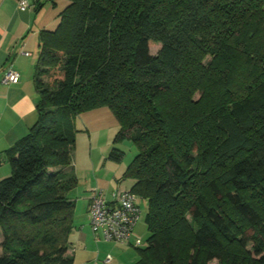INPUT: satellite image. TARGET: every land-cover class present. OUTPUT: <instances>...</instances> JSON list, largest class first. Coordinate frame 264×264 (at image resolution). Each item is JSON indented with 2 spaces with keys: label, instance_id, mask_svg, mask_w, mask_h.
<instances>
[{
  "label": "trees",
  "instance_id": "1",
  "mask_svg": "<svg viewBox=\"0 0 264 264\" xmlns=\"http://www.w3.org/2000/svg\"><path fill=\"white\" fill-rule=\"evenodd\" d=\"M66 1L39 32L36 120L5 152L0 264H73L65 168L103 105L147 200L134 264H264V0Z\"/></svg>",
  "mask_w": 264,
  "mask_h": 264
},
{
  "label": "crops",
  "instance_id": "2",
  "mask_svg": "<svg viewBox=\"0 0 264 264\" xmlns=\"http://www.w3.org/2000/svg\"><path fill=\"white\" fill-rule=\"evenodd\" d=\"M66 3V0H31L28 9L20 10L16 0H0V78L8 69L14 70L19 75L17 83L0 82V180L10 174L9 159L5 152L29 131L36 120L35 106L38 95L34 85V71L39 52V32L45 29L52 30L57 26L58 14ZM73 161L71 155V165L65 168L67 173H73L77 178V185L73 189L74 191L77 189L75 192L77 195H74L75 197L69 195L74 200L75 207L73 228L68 237L66 255L73 258V264H105L103 261L100 262V257L104 260L105 255L110 254L109 247L103 246L108 243L95 241L88 218L90 192L93 188L100 186L99 177H95L94 183L91 173L97 171L96 165L99 162L89 155L87 163L82 162L79 169L77 163L74 164ZM83 168L91 178L85 179L81 185L79 171ZM101 169L106 176L105 162ZM102 181L106 180L103 178ZM132 184L131 179L128 184L122 181L116 187L111 186V191L106 189L110 192L109 201L112 200L113 193L130 189ZM81 186L83 191L78 192ZM98 189L103 191L106 198L105 189L103 187ZM73 190L69 193L72 194ZM133 237L137 238L134 230ZM132 238L127 242L134 247ZM119 245H125V243ZM104 252L105 255H103ZM138 257L137 253V257H134L132 261L123 259L120 262H113L112 258L107 264H134Z\"/></svg>",
  "mask_w": 264,
  "mask_h": 264
},
{
  "label": "rangeland",
  "instance_id": "3",
  "mask_svg": "<svg viewBox=\"0 0 264 264\" xmlns=\"http://www.w3.org/2000/svg\"><path fill=\"white\" fill-rule=\"evenodd\" d=\"M159 47V44L152 46L150 49V53L155 54ZM75 123L77 131L75 135L74 147L71 150L72 159L74 160L73 162L74 164L77 163L80 169V165H82V162L84 164L87 163V158L89 157V155H91L93 160L97 159V162H99V164L96 165V172L91 171V175L93 177L92 179L94 182L95 177H99L100 186H98V188L103 187V189H105L104 191L106 194V198L109 200V190L111 191V186L116 187L118 184L122 183V181H124L125 184H128L130 182L131 179L123 177V173L132 161L133 157L136 155L137 149L128 137L115 140L120 125L111 108L107 105H103L98 108L81 113L76 118ZM113 147L119 148L124 152V155L120 161H114L108 158V154ZM103 162H105L106 165V176L103 175L104 171H102L101 169L103 167ZM79 173L81 185H83L85 179L91 178L85 168L79 171ZM103 178L106 181H102ZM105 185L106 187H104ZM76 190H73L72 194L69 193L68 195H77L75 194ZM82 191L83 186L80 187L78 192ZM137 203L141 207V214L134 226V235H136L137 238L142 239L143 242L141 244V247H143L149 234L147 225L145 223L147 200L145 198L138 197ZM132 239L134 240V237ZM106 243L108 244H103V246L107 245V247H109L110 255L114 259L113 262H120L121 260L123 261V259L132 261L134 257H137L138 250L135 248V246L133 247L132 245H129L128 242H124L125 245H119L124 243H115L112 241H107ZM122 246H124L125 248ZM103 255H105V252L103 253ZM102 261L103 260L100 257V262Z\"/></svg>",
  "mask_w": 264,
  "mask_h": 264
},
{
  "label": "built area",
  "instance_id": "4",
  "mask_svg": "<svg viewBox=\"0 0 264 264\" xmlns=\"http://www.w3.org/2000/svg\"><path fill=\"white\" fill-rule=\"evenodd\" d=\"M20 10L30 7L31 0H16ZM19 75L12 69L3 72L0 82L3 84L17 83ZM88 205L89 225L95 241H112L124 243L132 238L134 226L141 214V207L137 203V195L130 189H123L112 194V200H107L103 191L93 188L90 192ZM142 239L134 238L133 245L140 246ZM107 254L103 262L111 261Z\"/></svg>",
  "mask_w": 264,
  "mask_h": 264
}]
</instances>
